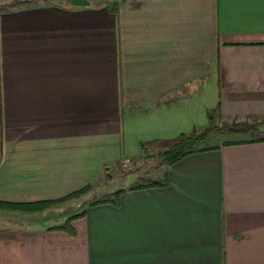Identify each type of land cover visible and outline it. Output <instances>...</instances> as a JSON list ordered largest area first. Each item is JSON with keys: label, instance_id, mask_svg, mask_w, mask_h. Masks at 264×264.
<instances>
[{"label": "crops", "instance_id": "crops-1", "mask_svg": "<svg viewBox=\"0 0 264 264\" xmlns=\"http://www.w3.org/2000/svg\"><path fill=\"white\" fill-rule=\"evenodd\" d=\"M11 1L0 204L63 199L217 107L264 120V0ZM214 147L74 214L0 209V264H264V142Z\"/></svg>", "mask_w": 264, "mask_h": 264}, {"label": "trees", "instance_id": "trees-1", "mask_svg": "<svg viewBox=\"0 0 264 264\" xmlns=\"http://www.w3.org/2000/svg\"><path fill=\"white\" fill-rule=\"evenodd\" d=\"M208 125L202 130H193L189 134H181L177 138L167 141L165 143H143L142 149L145 155V158L148 159L152 157L149 154V150L153 148L154 145L164 146L166 147L165 151H161L157 154V158L167 165H172L182 160L183 158L200 153L205 151H210L217 149L218 147L214 146H206L202 145L206 143L208 140L212 138V136L216 133H230V134H240V133H251V140L249 141H228L224 142L223 146H229L240 143H256V142H264V135L259 137H254V135L261 133L264 130V120L263 121H255L252 123L249 122H228L224 121L219 112V107H217L213 111L208 112ZM167 184V182H153L150 185H139L137 188H144L149 186H162ZM90 187L72 193L71 195L56 201L38 203L34 205H17V204H0V209H12V210H21V211H42L47 209L53 204H59L62 202L70 201L72 199L78 198L82 195H85L89 192ZM124 193L123 190L119 191L116 194V198L120 197ZM110 200H104V202H108ZM100 202H94L93 204H98ZM81 215V214H80ZM73 216L71 219L67 220L66 224H64V228L71 225V222L76 217Z\"/></svg>", "mask_w": 264, "mask_h": 264}, {"label": "rangeland", "instance_id": "rangeland-1", "mask_svg": "<svg viewBox=\"0 0 264 264\" xmlns=\"http://www.w3.org/2000/svg\"><path fill=\"white\" fill-rule=\"evenodd\" d=\"M14 1L16 0H12L11 2L14 3ZM261 135H264V131L259 134L256 133L254 137H259ZM250 136H252L251 133L230 134V133L220 132L214 134L212 138L208 140L206 143H204L202 146L203 147L218 146L226 141L249 139L251 138ZM161 151H163V149H160L157 152L149 153L152 157L148 159H146L145 157L141 161L136 159L137 161L132 165H130L131 163L130 164L127 163V164H121L120 166H118V168L115 166L114 169L112 167L105 168L103 177H101L97 182L89 185L90 190L87 194L72 199L70 201L62 202L59 204H53L47 209L48 210L50 209V211H52V215L56 214L57 216L62 215L65 211L67 214H74L76 211L80 209V207H83V205L88 202H93V201L100 202L115 198L116 194L119 192L118 190L120 189L128 188L130 186H136L138 184H150L156 182L160 178L159 175L160 172L166 168V164L157 158V154L160 153ZM4 210L14 211L12 209H4ZM15 211H21V210H15ZM42 211H35V212H42ZM27 212H34V211H27ZM58 223H59V219L57 218L55 224Z\"/></svg>", "mask_w": 264, "mask_h": 264}, {"label": "water", "instance_id": "water-1", "mask_svg": "<svg viewBox=\"0 0 264 264\" xmlns=\"http://www.w3.org/2000/svg\"><path fill=\"white\" fill-rule=\"evenodd\" d=\"M70 3L74 6H89V0H70Z\"/></svg>", "mask_w": 264, "mask_h": 264}]
</instances>
